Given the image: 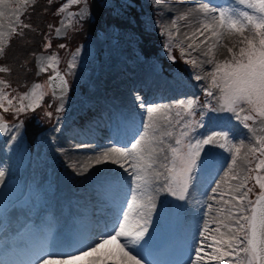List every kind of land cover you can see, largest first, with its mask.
I'll use <instances>...</instances> for the list:
<instances>
[{
	"label": "snow or ice",
	"instance_id": "obj_1",
	"mask_svg": "<svg viewBox=\"0 0 264 264\" xmlns=\"http://www.w3.org/2000/svg\"><path fill=\"white\" fill-rule=\"evenodd\" d=\"M37 3L0 0V60L14 41H24L36 75L50 73L43 84L19 91L6 78L13 68L0 65V134L21 166L34 159L26 136L35 143L37 162L43 145L59 144L69 77L81 62L78 46L62 71L51 34L67 38L69 30L91 25L95 6L93 0H61L53 13L57 24H47L45 32L25 22ZM103 6L119 9L117 19L133 8L132 0H103ZM155 7H163L162 0ZM168 15L167 22H151L164 38L166 59L190 68L204 100L155 102L136 91L129 104L108 108L74 133L77 142L55 147L68 180L83 190L60 209L61 223L51 215V183H25L26 203L34 200L36 208L14 234L0 219V249L12 257L0 264H264V0H196ZM29 33L41 35L39 51ZM28 63L21 67L30 70ZM49 95L55 106L46 104ZM38 111L53 126L52 135L37 142L21 117ZM101 122L103 142L95 134ZM237 125L246 130L243 138ZM9 172L0 166V193L11 186ZM162 223L173 235L156 249ZM175 251L183 259H164Z\"/></svg>",
	"mask_w": 264,
	"mask_h": 264
},
{
	"label": "rangeland",
	"instance_id": "obj_2",
	"mask_svg": "<svg viewBox=\"0 0 264 264\" xmlns=\"http://www.w3.org/2000/svg\"><path fill=\"white\" fill-rule=\"evenodd\" d=\"M39 1L40 0H38V3L35 6L34 10L32 9L29 10V15L33 11H35V9L38 7L40 3ZM60 2L61 0H54L55 9ZM93 2L95 5L93 7L94 17L90 25L88 37L85 38L84 42L78 45V46H83V51L81 52V62L77 68L76 76L69 77L70 81L72 82V89L69 92L68 100L66 102L65 112L61 120L62 134H57V139L59 141V144L54 145L51 149L46 144L43 145L41 147V153L43 158L39 162L35 160V147H34L32 151L34 157L32 163L29 164L27 160H25L24 164L21 166L20 164H18V159L11 156L9 149L5 144V136L3 135L0 138V153L4 152V155L0 157V160L2 162L0 166L5 167L6 169H10L9 176L7 177V179L9 184L11 185L4 192L0 193V210L3 213V219L9 222L11 219H12L11 221L13 220L15 221L14 225L10 223L9 227L13 228L17 225L18 227L22 226L24 220L28 218L29 214L33 211V209L36 208V204L34 200L30 204L26 203L29 200L27 192L25 197H22L23 194L25 193V190H23L22 186L25 183L42 185L43 187H47V185L51 183L52 192L49 195V199L54 204L56 203V199H59L60 205L63 206L64 208H67V206H70L72 202H74L76 199L79 198L83 190V186L79 184H75L70 180H68L67 178L68 170L65 169L64 167L63 159L60 158L58 153H56L54 150V148L57 146L67 147L70 143H75L77 142V139H79V137L74 136V133H80V131L74 129V125L72 121L76 120L75 116L77 114H82L87 107H91V106H99L101 110H105L113 106L123 107L129 104L131 100L124 99V98H129L130 92L128 86L124 87L123 89L124 92L123 91L118 92L121 89V87H119L117 83L124 81L126 79L124 78V76H127L129 70L133 69L134 67H141L145 70V72L150 73L149 74L150 78L148 79L151 86H153L151 72L153 70L155 72L158 71L162 72L159 66L160 61L157 60L158 56L156 57L150 56V60L139 57L134 49L129 48V45H127L124 39L122 40L118 37L117 32H115V37H113L111 34L112 27H108L104 23L110 24V22H115L117 24L123 17H127L128 19L131 18L132 14L137 12L138 8H141V10L146 13L145 16L147 21L150 22L148 26H150L149 30L152 31L153 33V39L155 37L157 38V40L161 39V41L159 42V48L161 49V51H163L165 55V50L162 49L164 38L159 34L158 31L155 30L151 22L152 21L167 22L169 19L168 9L179 8L181 6H190L192 3L196 2V0H194V2H189V1L185 2V0H162L163 7L159 9L155 7L156 0H140L139 7H136L134 0H132V4H133L132 10H130L129 14H122L121 15L122 18L120 20L114 18L111 20L108 19L112 17L111 14L120 11L119 9L110 12L106 10L105 7L103 6V0H93ZM114 2L119 3V0H114ZM213 2L220 3L223 2V0H213ZM53 18L56 17L53 15ZM97 18L99 19L98 21ZM29 22L33 24L32 20H30ZM47 24H49V22ZM47 24L45 23L41 27V29L45 32L47 31ZM52 24H57V18ZM97 32L100 33V36L96 35ZM27 38H30L29 34ZM55 38L57 37L53 32L51 34V39L53 44L52 51H55V49L58 48L57 47L58 45L53 40ZM40 42L41 44L37 45L39 47V49H36L37 51L41 49L42 37ZM20 43L24 44L25 42L20 41ZM67 46L68 47L64 50L63 55L59 53L63 61L60 65L62 71L66 68V61L70 58V52L74 51L76 48V45H73L72 43H69ZM10 52H12L13 54L14 62H18L19 58L23 57L21 50L18 51L11 50ZM164 57L166 59V55ZM6 59L8 61L7 57ZM26 60L29 61V63L27 64V69H30L29 68L30 58L29 59L27 58ZM7 61L2 63L8 64ZM166 61H167V65H166L167 71L168 70L176 71V72L180 71V70L178 71L176 70L177 66L175 64L182 63L183 71H185L187 75L190 76L189 75L191 71L190 68L187 65H185L182 61L178 60L175 63H173L172 61H168L167 59ZM23 62H21V64ZM151 62H154L153 69ZM2 63L0 62V65H2ZM8 65L13 68L12 74L14 75L11 74L6 78L9 79L14 86L22 87L24 91L27 90L25 86L31 87L32 83L34 82H39L43 84L46 77L50 74V73L49 74L42 73L40 75H36L35 64H33L32 73H30L29 75H24L22 77H19L25 80L17 81L15 78L20 74L14 69L15 67L13 64L9 63ZM134 71L140 72L139 69H134ZM144 74L145 73L142 72L137 76H141L142 78H145V76H143ZM157 77H159L162 83L165 84V87H168V85H172V86L174 85L173 79L170 77H166L164 73H160L158 74V76H155V78ZM16 82H18L17 85L14 84ZM190 82L191 83L189 85V89H185L183 92H181V94H179V98H184L185 96L197 97L198 93L201 91L200 83L194 80ZM46 88L47 86L45 85V89ZM178 89H180V86L178 87ZM171 100L172 98L170 97L166 101V103L171 102ZM85 101H87V103H85ZM45 102L46 104H53L54 106L56 103L50 95L45 97ZM155 102H162V100H157ZM39 112H41L43 116V112L42 111ZM22 117L28 118L31 117V115L22 116ZM9 120H12V118ZM47 122L49 127L38 134L37 142L39 138L42 136L47 137L52 135L50 129L53 126V124L52 122L49 121ZM87 127L88 126L85 127V130L87 129ZM236 127L239 138H243L246 130H244L239 125H237ZM97 130H98V126L95 127L96 136L100 135V133ZM97 132L99 134H97ZM92 142L95 143V141ZM74 154H83V151H81V153H74ZM11 164H13L12 169L10 168ZM17 164L18 166H16ZM12 228L11 230L8 229L9 233L14 234L15 232H18L20 229L19 228L18 230H15ZM168 228L169 226L166 224V230ZM160 232L161 235H163V242H167V235L164 232H162V229H160ZM159 243H160V239L153 241V246ZM177 252L178 251H175L173 252V254H176ZM11 258L12 257L5 254V252L2 249H0V262L9 260Z\"/></svg>",
	"mask_w": 264,
	"mask_h": 264
},
{
	"label": "trees",
	"instance_id": "obj_3",
	"mask_svg": "<svg viewBox=\"0 0 264 264\" xmlns=\"http://www.w3.org/2000/svg\"><path fill=\"white\" fill-rule=\"evenodd\" d=\"M39 2L40 3L38 5V7L35 9V11H33L30 14V20H32L34 26H36L38 29H41V27L45 23L46 24L48 22L49 23H53L56 20V18H53V13L55 11V4L53 3L52 5L49 6V5H47V0H40ZM134 3H135V6L136 7H139L138 0H134ZM45 8H47V11L46 12L44 11ZM136 15H137V12L133 13L132 14L133 17L130 18V21H129V19L127 17H123L122 18V16H121L119 18V20L121 18L122 19L119 21V23H121L122 26H124V27H128L130 29V31H131L132 28H134V32L136 33V35L140 36L141 39H143V34L139 31L140 28L135 27V25L138 24ZM113 18L114 19H117L116 17H113ZM113 18L111 17V18H108V19L111 20ZM30 20L29 19H26L25 22H29ZM98 20L99 19L97 18V21ZM89 27H90L89 25H86V28L87 29H89ZM87 29L82 28V29H80L78 31H75V32H73V31L70 30L69 35H68L69 36V38H68L69 39V42L72 43L73 45H76L77 46L80 43L81 36L83 34H85L86 31H88ZM126 32H127V30H126ZM151 34H150L149 38L145 35V38L148 39V41H150V42H154L155 40L151 39ZM29 36H30V38H27V39L30 40V41H32L31 48H33V49L34 48L39 49V47L37 45L38 44H41V42H40L41 35L29 33ZM53 40H54V42L57 45H59L60 43H65V41H66V39H64V38L63 39H60V40H58V39L55 38ZM66 43H68V41ZM21 45L22 44L20 43V41L14 42L12 48H10L8 50L9 53H7V56H6L8 58V61H7V59H5L3 61V62H6L7 61L8 64L11 63V64L14 65V67H15L14 69L20 74V75H18L15 78L17 81H23V80H25V79H21L19 77H22L24 75H29L30 73H32V67H33V62H31V61H30V64H29V68H30L29 71L30 72L28 70H26L25 68H22L21 67V62L26 61L27 58L28 59L30 58L28 56V49L21 47ZM11 50L12 51L21 50L23 57L22 58H19L18 62H14L13 61V54H12V52H10ZM56 50H58L60 53H62V51H63V49L62 50L56 49ZM144 50L147 51V52H150L149 51V48H147V47H144ZM3 64H5V63H3ZM162 65H163L164 68H166L165 65H167V62L162 63ZM175 65L177 66L176 67V70L177 71L178 70L183 71L182 63L181 64L178 63V64H175ZM12 75H14V74H12ZM14 84L17 85L18 82L14 83ZM40 117H42V114H41V112L38 111L36 114L31 115V117H28L26 119L25 123H26L27 126L28 125H32V124H44L45 125L47 121L46 120L41 121ZM8 118L11 119L12 117L11 116H8ZM28 142H29V145H31V147H32V142H31V139H29V137H28Z\"/></svg>",
	"mask_w": 264,
	"mask_h": 264
},
{
	"label": "bare ground",
	"instance_id": "obj_4",
	"mask_svg": "<svg viewBox=\"0 0 264 264\" xmlns=\"http://www.w3.org/2000/svg\"><path fill=\"white\" fill-rule=\"evenodd\" d=\"M109 80V79H108ZM119 86V85H118ZM120 87V86H119ZM158 100H161V99H158ZM153 101H157V100H153ZM166 242H163V235H161L160 237V243L159 244H156L155 246H153L154 248L156 249H159L161 247H163L165 245Z\"/></svg>",
	"mask_w": 264,
	"mask_h": 264
},
{
	"label": "water",
	"instance_id": "obj_5",
	"mask_svg": "<svg viewBox=\"0 0 264 264\" xmlns=\"http://www.w3.org/2000/svg\"><path fill=\"white\" fill-rule=\"evenodd\" d=\"M0 218H1V213H0Z\"/></svg>",
	"mask_w": 264,
	"mask_h": 264
}]
</instances>
